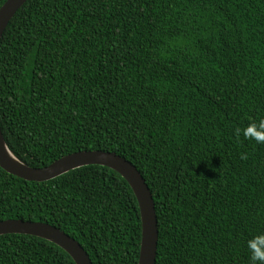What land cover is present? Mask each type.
I'll use <instances>...</instances> for the list:
<instances>
[{
    "label": "trees",
    "instance_id": "16d2710c",
    "mask_svg": "<svg viewBox=\"0 0 264 264\" xmlns=\"http://www.w3.org/2000/svg\"><path fill=\"white\" fill-rule=\"evenodd\" d=\"M260 119L264 0H27L0 39L7 147L32 167L93 149L134 164L155 205V264H251L264 144L235 129ZM9 218L56 226L92 264H137L138 204L109 167L29 181L0 166ZM0 264L75 262L46 239L6 233Z\"/></svg>",
    "mask_w": 264,
    "mask_h": 264
},
{
    "label": "water",
    "instance_id": "95a60500",
    "mask_svg": "<svg viewBox=\"0 0 264 264\" xmlns=\"http://www.w3.org/2000/svg\"><path fill=\"white\" fill-rule=\"evenodd\" d=\"M27 0H5L0 6V39L15 12ZM0 129V166L8 173L29 181H46L71 169L85 165L109 167L122 176L131 187L136 198L141 222V238L137 264H155L158 240V223L151 191L136 166L113 151L101 149L80 150L63 155L42 167H32L4 151ZM21 233L46 239L63 249L75 264H92L86 250L73 237L54 225L42 221L23 219L0 220V235Z\"/></svg>",
    "mask_w": 264,
    "mask_h": 264
},
{
    "label": "clouds",
    "instance_id": "9594fccd",
    "mask_svg": "<svg viewBox=\"0 0 264 264\" xmlns=\"http://www.w3.org/2000/svg\"><path fill=\"white\" fill-rule=\"evenodd\" d=\"M235 135L237 138L242 135L257 144H264V119L252 120L243 128L237 127ZM242 158L247 159L248 157L242 154ZM247 247L250 252L251 264H264V233H258L248 239Z\"/></svg>",
    "mask_w": 264,
    "mask_h": 264
},
{
    "label": "bare ground",
    "instance_id": "6f19581e",
    "mask_svg": "<svg viewBox=\"0 0 264 264\" xmlns=\"http://www.w3.org/2000/svg\"><path fill=\"white\" fill-rule=\"evenodd\" d=\"M4 151H5V153H6L9 157L12 156L11 153H10V151H9L8 148L6 147V145H4Z\"/></svg>",
    "mask_w": 264,
    "mask_h": 264
}]
</instances>
